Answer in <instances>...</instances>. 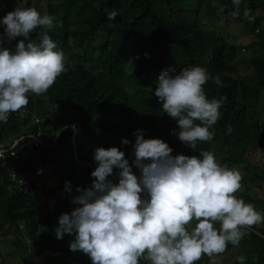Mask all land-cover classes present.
<instances>
[{
    "label": "trees",
    "instance_id": "1",
    "mask_svg": "<svg viewBox=\"0 0 264 264\" xmlns=\"http://www.w3.org/2000/svg\"><path fill=\"white\" fill-rule=\"evenodd\" d=\"M14 2L55 18L56 26L49 35L57 45L55 50L63 52L67 68L46 93L47 99L29 93V104L23 108L28 113H11L7 123L0 122V142L40 127L52 144L55 134L61 132L56 145L36 147L27 160L0 159V228L15 229L13 243L19 249L41 245L61 253L68 264H92L82 251L70 250L73 235L56 238L59 217L71 214L74 205L60 198L52 206L48 195L56 190L46 189L47 182L42 189L37 186L35 178L47 175L44 169L50 162L55 164L64 192L73 199L80 194L77 187L93 185L91 173L98 167L95 149L117 147L130 161L134 154L128 145L135 143L134 133L139 129L145 139L167 143L173 156H199L210 151L219 164L229 168L232 160L243 161L248 145H264V118L255 114L264 111V56L256 55L264 51V0H241L236 21L244 22L242 31L252 39L249 44H231V34L223 36L219 24L212 28L204 24L205 19L219 20V14L229 17L235 10L233 0H0V5L13 9ZM245 8L254 20L244 17ZM112 10L118 16L110 21L107 13ZM4 31L0 24V34ZM39 32L32 34L34 40ZM21 39L5 37L3 47L14 50ZM248 50L252 57L245 54ZM194 66L219 76L223 83L218 86L209 80L204 85L209 99L227 97L219 109V120L210 128L213 139L198 142L195 151L180 141L177 120L163 111L155 96L163 70L175 68L179 73ZM33 116L42 117L44 123L35 125ZM125 139L130 143L125 145ZM119 172L114 168L108 179L118 183ZM28 175V183L20 185L19 180ZM260 177L264 184V174ZM66 182H70L71 192L66 190ZM143 196L147 198L146 193ZM236 196L260 205L248 191ZM259 231L264 234V226ZM225 252L236 258L235 264H240V256L245 257L244 264H264V238L247 233L238 246L229 244ZM205 258L197 264H204ZM139 264L149 262L141 259Z\"/></svg>",
    "mask_w": 264,
    "mask_h": 264
},
{
    "label": "clouds",
    "instance_id": "2",
    "mask_svg": "<svg viewBox=\"0 0 264 264\" xmlns=\"http://www.w3.org/2000/svg\"><path fill=\"white\" fill-rule=\"evenodd\" d=\"M233 4L231 15L236 19L241 0ZM243 15L254 20L248 8ZM117 16L116 10L107 13L110 21ZM0 24L5 26L0 34V122L7 123L11 113L27 107L29 93L47 99L46 93L67 68L63 52L55 50L57 45L49 35L56 26L53 16L16 7ZM37 29L40 32L34 40ZM5 37L23 39L13 50L3 47ZM229 42L235 40L229 38ZM209 80L223 86L219 76H210L200 66L179 73L168 68L161 72L155 89L163 111L178 122V138L194 151L198 142L213 139L210 128L219 120V109L227 99L206 96L204 85ZM227 131L231 133L230 125ZM134 135L139 177L119 148L95 149L98 167L91 173L93 185L76 188L80 194L73 203L81 206L71 214L63 213L55 229L57 239L66 234L75 237L71 251H82L92 264H139L141 259L149 264H197L204 256L217 264L216 258L229 244L238 246L247 230L264 225V213L236 196L242 186L238 170L219 164L210 151L173 156V149L163 140L145 139L142 129ZM123 143L130 142L125 139ZM114 168L120 169L118 183L108 179ZM66 190L71 192L70 182ZM237 259L244 264L245 257Z\"/></svg>",
    "mask_w": 264,
    "mask_h": 264
},
{
    "label": "crops",
    "instance_id": "3",
    "mask_svg": "<svg viewBox=\"0 0 264 264\" xmlns=\"http://www.w3.org/2000/svg\"><path fill=\"white\" fill-rule=\"evenodd\" d=\"M263 112L264 111H262V113ZM250 148L253 150H250ZM246 150L247 152L243 156V161H240L239 163L237 162L235 163V160H232L233 166L236 165L238 171L239 169L240 171L241 170L243 171V172H240V171L239 172L242 175V179L244 178L241 181V183L245 185L244 190L241 187L242 189H240L236 193V195L243 191H248L249 194L258 203H260V205L255 206L256 210L259 212L261 211L264 212L262 209V205H264V184H262L263 181L261 180L262 178L260 177L262 174H264V148H261L260 146L257 148H254L252 145H248ZM254 150H255V153L254 152H253L254 154L251 153V151H254ZM233 166H232V169H233ZM45 173L47 174L44 177L45 182H47V185H45V188L46 189L52 188L55 190L56 188H60L61 183L59 185L60 178L58 177V175L56 174L52 175L51 172H45ZM29 179L28 178L24 179V181L26 180L25 182L26 184L28 183ZM39 180H40L39 182H41L40 188L42 189L44 188L43 187L44 183H42L43 181L42 178H39ZM62 195L63 196H61L60 198H64V199H65V196H68V194H66L65 192L64 193L62 192ZM60 198L59 196L56 197V202L59 201ZM50 201L52 202V200ZM68 201L70 202V200ZM70 203L72 205L74 204L72 201ZM263 226L264 225L256 226L254 228L259 230ZM15 238H16V231L14 228L7 227L4 230L0 228V264H68L67 258L63 257L61 253L54 252L53 250L45 246L32 245L29 247L26 246V248L19 249L20 247L15 246L13 243ZM8 243H12V246L9 247ZM226 253L229 254V252H226ZM231 253L233 254V251ZM16 255L20 257L17 258ZM229 255L231 257V254ZM70 264H74V262Z\"/></svg>",
    "mask_w": 264,
    "mask_h": 264
},
{
    "label": "rangeland",
    "instance_id": "4",
    "mask_svg": "<svg viewBox=\"0 0 264 264\" xmlns=\"http://www.w3.org/2000/svg\"><path fill=\"white\" fill-rule=\"evenodd\" d=\"M13 6L14 7L12 9V8H9V7H5L3 5L2 6V9H1L2 10L1 11L2 12V16L4 17L8 12L14 11L16 7L23 8L18 2H14V5ZM219 16H220V19L219 20H216V18H212L211 21L208 20V22H207V19L203 20L204 21V24H206L207 28H212L213 27V24H219V26L221 27V34L223 36H228L229 34H231L232 39L235 40L236 42L249 44L252 41L251 37H249L250 34L244 33L242 31V26H243L242 24H244V22H237L236 19H234L232 17V15H230L229 17H225L224 15L219 14ZM210 22H212V24H210ZM245 54L247 56L252 57V51H250V50H248ZM256 55H258V56H264V51L263 50H260V53H257ZM261 112L259 110H256L255 111V114L258 117V119L263 120V118H264V112L262 114H261ZM134 145H135V143H132V144H129L128 145L129 149L133 152V154L135 153ZM259 146L261 148H264V145L263 144H259ZM250 150H253V149L250 148ZM253 152L255 153V150L254 151H251V153H253ZM134 161H135V154H134V159L130 160L129 161V164H130V166L132 165V163L134 164L133 167H132V171H133V173L135 175H137L139 177L141 175V171H139L140 169L135 165ZM49 165H50L49 167H46V169H44V172H51V174L54 175L55 174V164H53V162H50ZM134 167L135 168L137 167V169H138L139 172H137V170H135ZM233 169L238 170L236 165L233 166ZM239 171H240V169H239ZM240 172H243V171L241 170ZM26 178L29 179L31 177L28 175ZM35 180L38 181V182L40 181L39 178H35ZM42 180H43L42 183H44L45 182V178L43 177ZM60 181L61 180L59 179V185L61 183L60 188H56V191H55L54 194H49L48 195L50 197V199L52 200V202L50 201L52 205L53 204H56L58 202V201L56 202V197L59 196V198H60L61 196H63L62 195V192L64 193V189L61 188L62 187V181L61 182ZM57 183H58V181H57ZM241 184H242L241 187L244 190L245 185H243V183H241ZM40 185H41V182H39V184H38V187L39 188L41 187ZM65 199H68V200H70V202L71 201L73 202V199L74 198L73 199H70L68 196H65ZM73 205H74V207H72V211L75 208L78 207V205L77 204L75 205V203ZM263 211H264V209H263ZM261 213H264V212L261 211ZM8 245H9V247H11L12 246V243H8ZM234 253H235V251H233V254ZM229 254L226 253V252H224L223 254L219 255L216 258L217 264H234L236 258H234V256H231L230 257ZM16 257L19 258L20 256H17L16 255ZM205 260H206V262L204 264H211L210 259L208 257L205 258Z\"/></svg>",
    "mask_w": 264,
    "mask_h": 264
},
{
    "label": "built area",
    "instance_id": "5",
    "mask_svg": "<svg viewBox=\"0 0 264 264\" xmlns=\"http://www.w3.org/2000/svg\"><path fill=\"white\" fill-rule=\"evenodd\" d=\"M0 5V10H1ZM28 113L26 110L21 109L19 111L20 115ZM33 123L35 125L41 126L44 123L42 117L33 116ZM74 127V126H72ZM78 132L75 130L73 141L75 144V136ZM61 132L55 134V141L50 144L45 140L43 131L40 127L36 132H26L21 133L18 136H13L11 139L0 142V159L2 160H27L33 154L36 147L42 146L50 148L57 144L58 138L60 137ZM20 185L25 183L24 180H19ZM256 233L260 237L264 238V235L254 228L247 230V233Z\"/></svg>",
    "mask_w": 264,
    "mask_h": 264
},
{
    "label": "water",
    "instance_id": "6",
    "mask_svg": "<svg viewBox=\"0 0 264 264\" xmlns=\"http://www.w3.org/2000/svg\"><path fill=\"white\" fill-rule=\"evenodd\" d=\"M82 138H83V134H82V133H80V135H79V137H78V140H79V142H81V141H82Z\"/></svg>",
    "mask_w": 264,
    "mask_h": 264
}]
</instances>
